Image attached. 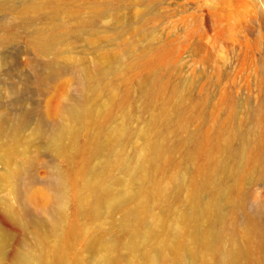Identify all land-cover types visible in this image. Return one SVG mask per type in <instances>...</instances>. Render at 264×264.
<instances>
[{"label": "rangeland", "instance_id": "rangeland-1", "mask_svg": "<svg viewBox=\"0 0 264 264\" xmlns=\"http://www.w3.org/2000/svg\"><path fill=\"white\" fill-rule=\"evenodd\" d=\"M1 10H16L0 16L5 59L25 72L31 61L71 63L45 84L33 68V132L42 117L67 122L65 107H86L53 151L33 141V217L43 225L7 227L4 264L19 248L33 249V264H95L99 234L113 240L109 264H151L162 243L164 264H177L179 230L190 264L189 251H203L194 237L210 229L200 221L196 234L187 216L195 194L202 204L221 191L249 208L264 203V182L241 181L245 157L264 136V0H25ZM25 10L31 21L18 14ZM37 32L49 38V53ZM0 76L7 87L18 82ZM56 174L65 193L59 228Z\"/></svg>", "mask_w": 264, "mask_h": 264}, {"label": "bare ground", "instance_id": "bare-ground-1", "mask_svg": "<svg viewBox=\"0 0 264 264\" xmlns=\"http://www.w3.org/2000/svg\"><path fill=\"white\" fill-rule=\"evenodd\" d=\"M22 1L25 0H0V16L4 17L16 12V10H1L3 6L11 4L13 9L14 4ZM18 14L27 20V17L33 14V10H25L24 13ZM35 38L44 53L52 50L49 38L45 34L37 32ZM2 41L0 38V49ZM70 67L69 60L55 58L36 64L31 61L29 72H25L17 62H10L0 53V73L2 72L6 77L18 79L17 83L7 87L0 76V264H4L7 257L6 249L13 242L10 241L12 236L7 227L25 231L26 225H30L32 229L33 224L38 227L43 225L42 220L33 217V141L41 140L44 151H53L71 134V123L81 121L86 112L85 105L77 101L65 107L67 122L59 123L42 117L33 132V68L38 82L45 84L57 79ZM85 75L88 73L85 72ZM248 151L249 148L246 149V153ZM252 151V156L244 159L241 181L249 179L255 182L257 179L258 182H264V136L255 147H252ZM51 187L54 191L53 199L59 203L53 212V226L59 228L62 219V201L65 195L61 174H56L51 179ZM229 191L237 194L238 183H235L233 190L230 188ZM108 197L109 192L106 191L103 199ZM13 201L21 207L25 220L16 214ZM111 204L118 206L114 200ZM229 209H231L230 212L227 211ZM187 216L193 223L192 227L196 234L202 232L198 227L200 221L210 223V229L206 233L194 237V242L201 246L203 251L197 255L190 250L188 253L190 264H208L202 259L207 256L214 259L213 264H264V203L249 208L246 202L235 203L229 193L221 191L217 192L210 202L202 204L200 193H197L193 196V206ZM187 216H184V219ZM128 217L133 219L135 216L130 214ZM230 218L235 222L230 223L229 229L217 228L218 225L228 223ZM122 224L126 230L132 229L128 219ZM228 230L229 234H227ZM227 235L229 248L224 247ZM189 236L192 237V234ZM186 237L183 230L177 232L171 249L173 263L184 264L186 261L181 254L186 248ZM23 244L21 240L19 246ZM112 246L113 240L108 236L99 234L93 239L91 248L93 251L100 252L95 264H109L107 253L111 252ZM165 246V243L158 246L155 257L150 260L151 264H164L162 255H165L163 252ZM34 260L33 249L19 248L14 251L11 264H33Z\"/></svg>", "mask_w": 264, "mask_h": 264}]
</instances>
